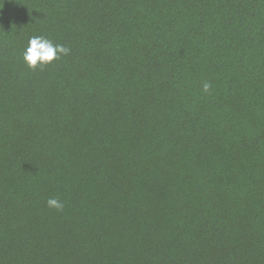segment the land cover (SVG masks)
I'll return each mask as SVG.
<instances>
[{"label": "trees", "instance_id": "16d2710c", "mask_svg": "<svg viewBox=\"0 0 264 264\" xmlns=\"http://www.w3.org/2000/svg\"><path fill=\"white\" fill-rule=\"evenodd\" d=\"M0 264H264V0H0Z\"/></svg>", "mask_w": 264, "mask_h": 264}, {"label": "clouds", "instance_id": "9594fccd", "mask_svg": "<svg viewBox=\"0 0 264 264\" xmlns=\"http://www.w3.org/2000/svg\"><path fill=\"white\" fill-rule=\"evenodd\" d=\"M69 51L70 49L63 45H53L51 41L43 37L33 36L29 39L28 47L23 55L25 62L30 67H35L38 62L41 64L51 62L53 59L58 57V54L67 55ZM209 87L210 85L205 83L203 90L207 92ZM47 205L48 207L55 208L57 210H61L64 207L63 202L56 198L48 199Z\"/></svg>", "mask_w": 264, "mask_h": 264}]
</instances>
